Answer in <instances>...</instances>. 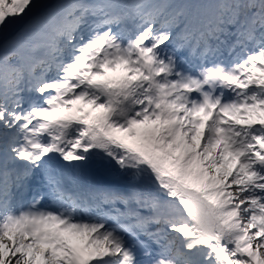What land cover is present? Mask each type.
Returning <instances> with one entry per match:
<instances>
[{
  "label": "snow or ice",
  "instance_id": "6c2138e0",
  "mask_svg": "<svg viewBox=\"0 0 264 264\" xmlns=\"http://www.w3.org/2000/svg\"><path fill=\"white\" fill-rule=\"evenodd\" d=\"M0 264H264V0H0Z\"/></svg>",
  "mask_w": 264,
  "mask_h": 264
}]
</instances>
